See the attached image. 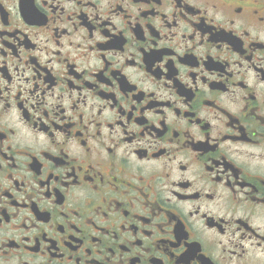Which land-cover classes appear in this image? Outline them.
I'll use <instances>...</instances> for the list:
<instances>
[{
    "label": "flooded vegetation",
    "instance_id": "1",
    "mask_svg": "<svg viewBox=\"0 0 264 264\" xmlns=\"http://www.w3.org/2000/svg\"><path fill=\"white\" fill-rule=\"evenodd\" d=\"M0 264H264V0H0Z\"/></svg>",
    "mask_w": 264,
    "mask_h": 264
}]
</instances>
